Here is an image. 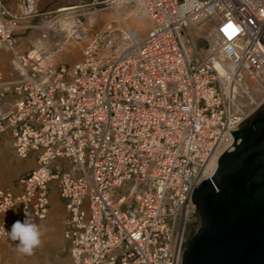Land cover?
Here are the masks:
<instances>
[{
	"label": "built area",
	"instance_id": "obj_1",
	"mask_svg": "<svg viewBox=\"0 0 264 264\" xmlns=\"http://www.w3.org/2000/svg\"><path fill=\"white\" fill-rule=\"evenodd\" d=\"M132 1L151 22L145 36L107 25L66 64L56 62L65 43L19 47L55 24H36L39 0H0V154L8 139L17 159L35 160L17 191L0 188V241L18 244L6 231L26 214L41 229L55 182L70 264H182L194 190L264 103V0ZM97 4L63 12L77 19L75 40ZM200 21L213 27L225 76L212 47L203 56L188 38ZM228 24L239 29L231 38ZM60 160L71 168L53 167Z\"/></svg>",
	"mask_w": 264,
	"mask_h": 264
},
{
	"label": "water",
	"instance_id": "obj_2",
	"mask_svg": "<svg viewBox=\"0 0 264 264\" xmlns=\"http://www.w3.org/2000/svg\"><path fill=\"white\" fill-rule=\"evenodd\" d=\"M231 133L234 151L194 190L201 226L182 264H264V116Z\"/></svg>",
	"mask_w": 264,
	"mask_h": 264
},
{
	"label": "rangeland",
	"instance_id": "obj_3",
	"mask_svg": "<svg viewBox=\"0 0 264 264\" xmlns=\"http://www.w3.org/2000/svg\"><path fill=\"white\" fill-rule=\"evenodd\" d=\"M93 1L94 0H39L37 10L41 16L36 20V24L45 25L48 22H56V24L52 29L47 28L45 30H34L18 37L20 49L27 51L35 45L38 46V48L42 47L44 49H50L57 42L61 43L62 45L65 43L64 49L58 54L56 62L74 64L81 58L80 51L84 41L90 39L94 34L105 30L107 25H112L116 31L118 30V37L119 31L123 28V22L127 25V28L130 27L128 29L134 31L130 20L132 15L139 11V7L134 1L97 0V5L83 10L87 13L89 12V14L81 18L83 28L86 33V39L83 41H77L74 39V37L69 39L68 37L72 35L73 31L75 30L73 26L77 19H63L64 14L66 13H58V10L62 7L88 5ZM117 7L120 8V12L122 14L120 17L122 20L116 14L115 9ZM146 25V32L140 34L141 37L145 36L151 28V26L150 28L148 27L147 21ZM210 26L213 31L212 25ZM43 32L48 33V39H40ZM192 33L195 34L192 36ZM188 38L190 39V42H192L194 49L197 50L201 55L208 56L210 54L212 41L204 31H201L200 29L194 31L191 28L188 32ZM113 46L114 48L112 53L107 57L109 59H112V57L118 55L123 45L122 42L118 40L117 42H114ZM10 57L11 56L8 55V57L5 59V69L7 72H9V65L7 62ZM249 107L251 110L256 108L255 105ZM262 107H264V103L261 104L257 110ZM6 147V160L11 162L9 167H20L22 160L17 159L12 154L10 141L6 142ZM29 171L27 170L25 173ZM55 214L57 215L56 223L51 225L53 230L51 229L48 231L46 229V225L44 226V224L52 221ZM190 215L191 218L187 224L186 234L192 238L200 228L201 220L195 206L190 208ZM65 217L66 212L61 207L56 208L55 206L52 209L48 219L43 222L44 224L41 229L43 233L41 236L42 243L38 248L34 249L31 254L19 252L17 250V243L0 241V264H70L67 244L63 238V221Z\"/></svg>",
	"mask_w": 264,
	"mask_h": 264
},
{
	"label": "bare ground",
	"instance_id": "obj_4",
	"mask_svg": "<svg viewBox=\"0 0 264 264\" xmlns=\"http://www.w3.org/2000/svg\"><path fill=\"white\" fill-rule=\"evenodd\" d=\"M114 3H116V2H114ZM73 7H62V8H60L58 10V13H63V12H67V11L74 10L75 8H73ZM115 11H116V14L119 17L122 16L119 7H117L115 9ZM64 16H65V14H64ZM120 19L122 20L121 17H120ZM145 20L147 21L148 27L149 28H150V26L152 27L151 22H150V20L148 18V15H147V13L143 9L139 8V11L137 13H135V14L132 15V18L130 20L131 21V26H132V28H134V32L137 33V34H134V35H136L137 38L140 37V34L146 32V26L147 25H146V21ZM55 24H56V22H55ZM55 24H53V25H55ZM125 26H127V25L125 24ZM128 28H130V27H128ZM192 29L194 31H196L197 29H200L201 31H204L205 34H207L208 37L211 39V41H212V51H213L212 54L214 56L213 62L215 64L216 68L219 70L220 74L225 76L226 73H225L224 69L221 67V62H224L225 61V58H224L223 54L220 53L219 52V49L217 48V45H216L217 37L214 34V32L212 31L211 26L208 25V24L203 23V21H200V22L194 24V26H193ZM193 34H195V33H192V36H193ZM68 38L69 39L72 38V35H70ZM239 76H241V78H242V75L241 74H239ZM243 79L244 80H243L242 83H243L244 86H246V87L248 86L249 89H256L257 88L255 85H253V84L250 83V79L248 78V76L243 77ZM232 88H233L232 90L234 92L237 91V88L236 87L233 86ZM217 164H218V161H217L216 158H213L209 162V164L207 165L206 172H205V176L207 177V179H210L214 175V173L216 171V168H217ZM52 230H53V228H52Z\"/></svg>",
	"mask_w": 264,
	"mask_h": 264
},
{
	"label": "crops",
	"instance_id": "obj_5",
	"mask_svg": "<svg viewBox=\"0 0 264 264\" xmlns=\"http://www.w3.org/2000/svg\"><path fill=\"white\" fill-rule=\"evenodd\" d=\"M21 51L23 50L21 49ZM6 142H8V139H6L3 150L0 154V188L9 187L17 191L18 190V186H17L18 178L24 175L27 170L29 171L35 167V160L32 158L27 161H22L20 163L21 165L20 167H9L11 162L6 160V154H7ZM11 152L14 155L13 149H11ZM53 167H62L64 171H68L71 168V163L67 160H60V161L55 162L53 164ZM55 206L56 208L61 207L66 212V217H67V211L64 207L63 202L60 199V196H59V193L56 187V183L53 182L51 186V195H50V213ZM56 219H57V215L55 214L52 221L46 224L43 223L45 220L41 222V229L44 224V226L46 225V229L50 231L52 229L51 225L53 223H56Z\"/></svg>",
	"mask_w": 264,
	"mask_h": 264
},
{
	"label": "clouds",
	"instance_id": "obj_6",
	"mask_svg": "<svg viewBox=\"0 0 264 264\" xmlns=\"http://www.w3.org/2000/svg\"><path fill=\"white\" fill-rule=\"evenodd\" d=\"M6 233L12 241L18 242L17 250L24 254H31L42 243L41 229L36 224L29 222L27 214L23 222L17 220L13 223L11 230Z\"/></svg>",
	"mask_w": 264,
	"mask_h": 264
},
{
	"label": "flooded vegetation",
	"instance_id": "obj_7",
	"mask_svg": "<svg viewBox=\"0 0 264 264\" xmlns=\"http://www.w3.org/2000/svg\"><path fill=\"white\" fill-rule=\"evenodd\" d=\"M264 116V107L260 108L255 112V114L250 118V120L246 123L245 126H251L254 121ZM190 237L185 233V245L187 244Z\"/></svg>",
	"mask_w": 264,
	"mask_h": 264
},
{
	"label": "snow or ice",
	"instance_id": "obj_8",
	"mask_svg": "<svg viewBox=\"0 0 264 264\" xmlns=\"http://www.w3.org/2000/svg\"><path fill=\"white\" fill-rule=\"evenodd\" d=\"M222 31L225 32L226 35H228L229 38H231L236 32L239 31V29H237L234 25L232 24H228L225 26L224 29H222Z\"/></svg>",
	"mask_w": 264,
	"mask_h": 264
}]
</instances>
